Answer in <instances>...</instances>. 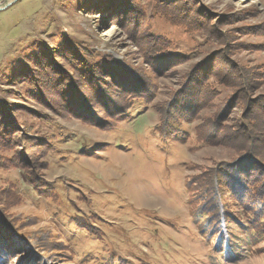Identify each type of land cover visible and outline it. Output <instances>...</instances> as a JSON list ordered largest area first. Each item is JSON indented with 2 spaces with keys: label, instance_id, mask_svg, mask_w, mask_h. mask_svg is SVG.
<instances>
[{
  "label": "rangeland",
  "instance_id": "obj_1",
  "mask_svg": "<svg viewBox=\"0 0 264 264\" xmlns=\"http://www.w3.org/2000/svg\"><path fill=\"white\" fill-rule=\"evenodd\" d=\"M163 1L169 20L157 0H0V264H264V226L249 238L240 210L218 245L184 188L228 169L264 186V0ZM68 44L105 60L72 94L52 72L72 73ZM211 73L226 86L204 95ZM166 110L195 119L166 129ZM244 145L256 159L233 166Z\"/></svg>",
  "mask_w": 264,
  "mask_h": 264
},
{
  "label": "trees",
  "instance_id": "obj_2",
  "mask_svg": "<svg viewBox=\"0 0 264 264\" xmlns=\"http://www.w3.org/2000/svg\"><path fill=\"white\" fill-rule=\"evenodd\" d=\"M157 6L156 11L160 13L164 18L168 19L170 18V12L167 11V9L162 8L164 7L165 2L163 0H157ZM168 16V17H167ZM169 20V19H168ZM185 24L186 27H189L191 25ZM153 35V34H152ZM154 45V46H151ZM166 42H164V39L161 36L153 35L152 39L150 40L148 46L149 48L153 49V52L155 54L159 55H166V51L169 50L167 48V45H165ZM72 46L71 44H68ZM74 47V46H72ZM75 50L79 53V58L74 54V52H64L62 53V56L64 60L71 61V65L73 70L72 73H69L66 69H63L62 66L57 65L56 70H52V72H55L54 79L56 77V81H58L57 86H61L65 89H72L71 86L75 85L77 82L76 79L87 76V78H94L97 77V67L104 66L103 62L105 60L101 59L99 61L95 62V57L86 55V51L82 52L79 51L78 48ZM54 50H60V49H54ZM197 50L190 51L188 54H179L180 56L184 57H192L195 55ZM168 53V52H167ZM60 54V53H59ZM82 56V57H81ZM81 57V58H80ZM106 59H111L106 58ZM113 60V59H112ZM110 60L106 62V64H109ZM116 65L123 67L122 65H119L115 63ZM62 68L63 70H58V68ZM108 68V67H107ZM83 71V72H82ZM216 74V73H215ZM97 75V76H95ZM212 79H214V83H210L208 80L204 81V95L208 93L216 94L217 88L216 85H220L225 88V80L223 76H217L218 78L215 80L214 74H210ZM81 79V78H80ZM188 81V80H187ZM36 83V82H35ZM97 83V81H96ZM132 81L133 86L131 87H142L141 83H135ZM98 84V83H97ZM37 88V83L33 84ZM40 85V84H38ZM188 87L190 86L189 83L187 84ZM98 88V87H97ZM88 91H91L88 86L86 88ZM189 90V89H188ZM188 90H183L181 93H186ZM82 93V96L87 95V91ZM98 91H102L103 89L99 87ZM145 91V89H144ZM74 93V91H70V94ZM136 93H139L138 95ZM93 94V92H92ZM80 95H76V98H82ZM128 96H131L132 98H140L144 95H142L139 91L137 92H130L128 93ZM182 97L184 98V95L182 94ZM67 97H65L66 100ZM193 102V100L191 101ZM122 105V104H121ZM169 105H173L170 103ZM121 108V107H120ZM166 109V108H165ZM167 111V110H166ZM167 117V118H166ZM183 118L191 119L188 121H193L195 119L194 117H188L185 115H181V112L176 110V113L172 115V113L167 111V115L165 116V120L167 121L165 124L166 129H170L172 123L178 122ZM42 119L51 121V118L48 116H42ZM213 122L217 121L220 125L222 122L220 121V118H213ZM4 122L3 119H0V145H3V143H7L10 145V143L7 141L11 140L9 137V134L6 131V128H4V125L2 124ZM245 128V127H244ZM243 128V132H246V128ZM161 133H163L162 129H159ZM196 138L195 141L197 143L200 142H206L208 144H211V138L208 136H202L201 133L199 134L198 128H196ZM251 131V130H250ZM218 134H216L217 137ZM251 136V132L248 134ZM247 136V134L245 135ZM184 139V138H183ZM31 139H29V143L25 147L28 148L29 145H31ZM17 150L21 151L22 148H16ZM29 149V148H28ZM239 149V148H238ZM240 152V155L237 156L235 159L232 160V165L236 166L239 164L240 159L243 157H247L250 160L256 159L255 151L252 150V147H249L248 145H244V147H240L238 150ZM246 161V160H245ZM247 162V161H246ZM21 167H24L22 164ZM221 169H223V166H220ZM27 171V170H26ZM227 171V170H225ZM246 176V175H245ZM243 176L237 177V174L233 172V169H228L227 172L223 173L221 171H217L214 178L210 181L209 185H205V188L200 186L199 190H196L195 185L192 184L190 180L186 181L184 188L189 194V202L191 203V207L189 206V209L192 208V220L196 224L199 232L207 237L210 241L212 240L215 243H218V245H221L223 243V237L231 235V231L229 230L230 225L233 221L236 219H240L241 212L246 213L250 215V221L252 222V226L250 228L255 229V231L250 234L249 232L247 235L249 238L251 236L258 237L260 232V226H264V186L258 181L254 180L251 177H244ZM4 191V189H0V193ZM229 192L232 197L231 202L229 204L227 203V198H225L226 193ZM227 196V197H229ZM14 195H6V198H14ZM241 207V209H240ZM2 206H0V220L3 222L8 221V219L5 217V213H3ZM234 211V212H233ZM13 222V221H12ZM241 223H237V226H241ZM13 227L15 228L16 225L13 223Z\"/></svg>",
  "mask_w": 264,
  "mask_h": 264
},
{
  "label": "water",
  "instance_id": "obj_3",
  "mask_svg": "<svg viewBox=\"0 0 264 264\" xmlns=\"http://www.w3.org/2000/svg\"><path fill=\"white\" fill-rule=\"evenodd\" d=\"M11 4H12V2H9V3L6 4L4 7H1L0 10L5 9L8 5H11Z\"/></svg>",
  "mask_w": 264,
  "mask_h": 264
}]
</instances>
